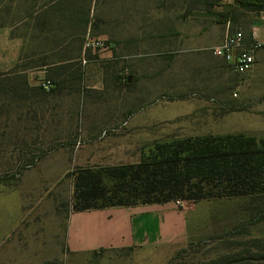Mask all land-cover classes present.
<instances>
[{
	"label": "rangeland",
	"instance_id": "rangeland-1",
	"mask_svg": "<svg viewBox=\"0 0 264 264\" xmlns=\"http://www.w3.org/2000/svg\"><path fill=\"white\" fill-rule=\"evenodd\" d=\"M233 1L162 0L161 46L143 49L137 42L139 23L146 12H154V2L130 0L134 40L129 48L114 50L130 61L127 82L116 79L105 50L96 49L89 53L92 60L83 82L65 76L69 80L59 93L47 96L40 107L0 99L10 110L0 115V264L54 259L63 264H190L223 252L225 239L264 238V221L250 222L264 204L238 196L170 202L166 207L180 211L184 222V241L175 246L166 241L140 250L72 251L68 246L71 220L89 218L73 207L77 172L137 162L155 142L190 136L242 133L258 143L264 140V66L258 103L249 111L238 107L235 76L217 63L210 46L190 51V39L209 42L212 36L209 30L193 33V26L208 27L214 18L226 30V15L229 31L243 32L244 24L259 16L258 10H234L229 5ZM123 2L126 7V0L113 1L120 8ZM32 3L0 1V20L9 26ZM111 3L95 1L94 32L109 31ZM6 53L8 62L9 49Z\"/></svg>",
	"mask_w": 264,
	"mask_h": 264
},
{
	"label": "crops",
	"instance_id": "crops-1",
	"mask_svg": "<svg viewBox=\"0 0 264 264\" xmlns=\"http://www.w3.org/2000/svg\"><path fill=\"white\" fill-rule=\"evenodd\" d=\"M4 1V0H0ZM6 1V0H5ZM9 1V0H7ZM16 1V0H10ZM19 1V0H18ZM42 2L41 28L33 25L30 17L21 18L7 26L0 20V71L19 70L26 76L30 86L42 85L49 80L65 78L72 74L65 72L55 75V69L68 64L78 62L83 68L84 74L80 83L88 74L87 63L92 59H85L82 63L83 41L86 37H94L104 41L106 57L108 58L111 72L117 78L124 80L125 72L129 68V60H124L126 56L115 55L114 50L119 48H129L131 46V8L130 0H126V7L123 2L122 8L117 6L118 0L112 1L109 10L107 33L94 32L92 29V17L96 0H21ZM113 1H117L116 5ZM151 3L154 12L145 13V20L141 18L139 33L141 38L137 39L138 47L143 49L160 48L163 33V20L161 8L162 0H147ZM158 2V4H157ZM150 4H148L149 7ZM234 10H241L240 2L233 1L229 4ZM146 9H149V8ZM29 10V9H28ZM23 11V10H22ZM233 11V10H232ZM231 11V12H232ZM264 11V10H262ZM262 11L256 19L248 20L244 24L243 34L245 39L255 37L263 45L254 54V63L250 70L237 74L231 71L229 65L222 59L214 56L218 64L225 66L235 76L234 85L238 92H234V99H239L238 107L245 109L253 108L258 102L260 80L259 75L264 66V18H261ZM38 15V12H35ZM226 19V30L224 26L212 18L207 26L192 27L191 31H210V41L204 39L202 42H195L190 39V51L202 50L204 46H213L220 43L226 32L229 31V17ZM223 21V20H222ZM198 25V24H197ZM200 27V28H199ZM4 29H6L4 31ZM4 33V34H3ZM32 34H40L35 39ZM5 35V38H3ZM101 37H105L104 39ZM136 42V41H135ZM214 44V45H216ZM6 49H9V61H4L7 57ZM5 50V55H4ZM35 50V52H34ZM4 55V57H3ZM42 60L39 61L38 58ZM81 59V60H79ZM108 65V66H109ZM19 67V68H18ZM223 68H219L224 70ZM102 69V67H101ZM220 70V71H222ZM102 74V70L100 72ZM50 86V82H49ZM258 87V88H257ZM46 89V88H45ZM172 203V202H171ZM169 203H154L133 206H110L104 208L75 210L77 213H88V217L77 216L71 220L68 228V246L72 251H95L99 248L132 249L140 250L147 244L163 245L166 241L169 246H175L184 241L182 213L170 209L166 206ZM163 237L165 240H163Z\"/></svg>",
	"mask_w": 264,
	"mask_h": 264
},
{
	"label": "trees",
	"instance_id": "trees-1",
	"mask_svg": "<svg viewBox=\"0 0 264 264\" xmlns=\"http://www.w3.org/2000/svg\"><path fill=\"white\" fill-rule=\"evenodd\" d=\"M236 1L252 11L264 10V0ZM32 2L29 10L20 9V15L33 18V25L41 28L43 3ZM32 37L35 39L40 34H32ZM84 41L81 57L91 59L92 50H84ZM38 59L41 61L42 57ZM78 62L55 69V75L70 72L80 83L84 70ZM67 80H49L47 90L42 85L30 86L26 76L17 69L0 71V99L4 103L26 105L28 102L40 107L47 96L59 93ZM4 103L0 104V115L7 116L10 110L2 106ZM238 196H250L264 204V140L258 143L253 136L229 133L155 142L137 162L108 166L103 170L83 169L74 176L73 207L86 210L178 200L196 203ZM255 221H264V208L250 218L251 223ZM233 233L232 230L226 234ZM223 244V252L190 264H264V238H228ZM43 264L63 263L54 259Z\"/></svg>",
	"mask_w": 264,
	"mask_h": 264
},
{
	"label": "built area",
	"instance_id": "built-area-1",
	"mask_svg": "<svg viewBox=\"0 0 264 264\" xmlns=\"http://www.w3.org/2000/svg\"><path fill=\"white\" fill-rule=\"evenodd\" d=\"M261 18H264V11L261 13ZM262 45L263 43L255 37H251L249 40L245 39L243 32L236 29L227 31L223 40L209 49L214 56L224 60L232 72L242 74L251 69L254 63V54ZM104 46V41L98 38L86 37L84 41V50L94 51L104 48ZM82 63H85L84 56ZM43 87L48 89L49 82H45Z\"/></svg>",
	"mask_w": 264,
	"mask_h": 264
}]
</instances>
